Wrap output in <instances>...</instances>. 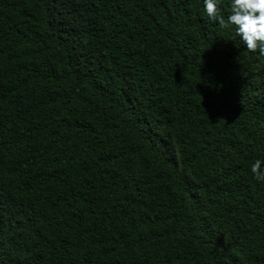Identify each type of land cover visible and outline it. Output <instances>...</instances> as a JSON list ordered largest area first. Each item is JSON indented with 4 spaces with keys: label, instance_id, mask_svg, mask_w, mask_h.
<instances>
[{
    "label": "trees",
    "instance_id": "1",
    "mask_svg": "<svg viewBox=\"0 0 264 264\" xmlns=\"http://www.w3.org/2000/svg\"><path fill=\"white\" fill-rule=\"evenodd\" d=\"M257 159L264 56L204 0H0V264H264Z\"/></svg>",
    "mask_w": 264,
    "mask_h": 264
},
{
    "label": "clouds",
    "instance_id": "2",
    "mask_svg": "<svg viewBox=\"0 0 264 264\" xmlns=\"http://www.w3.org/2000/svg\"><path fill=\"white\" fill-rule=\"evenodd\" d=\"M207 16L221 28L234 26L249 52L259 51L264 56V0H230V14L225 18L220 0H204ZM262 161L257 159L251 166L255 178L264 181Z\"/></svg>",
    "mask_w": 264,
    "mask_h": 264
}]
</instances>
